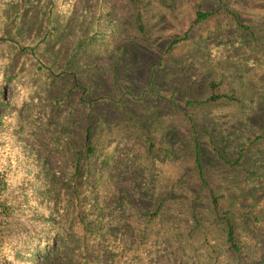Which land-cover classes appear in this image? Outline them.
I'll list each match as a JSON object with an SVG mask.
<instances>
[{
	"label": "rangeland",
	"instance_id": "rangeland-1",
	"mask_svg": "<svg viewBox=\"0 0 264 264\" xmlns=\"http://www.w3.org/2000/svg\"><path fill=\"white\" fill-rule=\"evenodd\" d=\"M49 1L0 0V38L33 44L47 31L36 57L66 72L42 91L36 60L0 40L16 85L35 80L8 152L30 246L19 264H264V0H57L55 17ZM196 10L210 14L194 23ZM211 90L225 97L206 101ZM18 94L5 85L7 101ZM211 195L233 212L237 252ZM99 212L104 227L119 218L117 248L82 226Z\"/></svg>",
	"mask_w": 264,
	"mask_h": 264
},
{
	"label": "trees",
	"instance_id": "trees-1",
	"mask_svg": "<svg viewBox=\"0 0 264 264\" xmlns=\"http://www.w3.org/2000/svg\"><path fill=\"white\" fill-rule=\"evenodd\" d=\"M56 1L57 0H50L48 4L45 6L46 14L48 16L57 13V10L53 11L55 5H58L56 4ZM61 1L62 3H67L64 2L63 0ZM59 6L60 8H63L64 5L59 4ZM209 14L210 12L196 10L194 23L206 19ZM57 15L58 14H55L54 17ZM47 35H48L47 31H44L43 35L39 38V40H37L38 42H35L33 44H24V45H21L18 41H15L13 38H9V37L0 38V40L12 41V43L15 42L16 43L15 45L17 46L16 49L18 50L17 52L21 53L24 51L26 52L28 51L30 56L34 60H36L37 64L35 66L34 73L37 74V72L40 71L38 77L39 79H42L43 82L42 91H44V89L46 88H49L50 85L60 82L63 79L62 76L66 74L65 71L54 72L50 68V66H46L38 57H36L34 51L41 44V42H43L46 39ZM176 41L178 40L177 39L171 40L167 48H169ZM9 64H10L9 57H4L3 59L0 58V106L3 107V109L0 110V264H19L20 263L19 258L22 251H24L25 253H30V246L28 247L25 246V244H27V239L25 234L26 232H28V230L26 229L27 226H25L23 219L22 220L20 219L21 217L16 211V208L13 206V204L10 203L11 199H10L9 190L11 186H13V183H17L16 176L14 175V167H16L17 164L9 156L8 152L15 143H18V139L16 138L15 135L18 134L20 130L22 131L25 129L22 127V124L20 122L21 119L19 113L22 104L28 102H33V103L35 102V97L33 96L35 90V88H33V82H35V80L33 79L29 80L28 84L25 87L16 85V81L13 77V74L12 73L10 74L8 72ZM67 74H69V71H67ZM5 85L10 86L12 88V95L16 92L19 93L17 95V98H20V102H18L17 105L7 101L6 98L4 97ZM209 87L211 89L213 88V86L210 85ZM221 97H225V96L213 93L211 90V93L206 98V101H215L217 99H220ZM59 100L60 99H55L53 103L47 104L44 107V112L45 113L51 112L52 106L56 103H59ZM92 100L94 99H89L88 104H90ZM29 115H31V113ZM36 119H37L36 116H34L32 120L35 128L40 127L44 121L49 119V116L47 115V118L44 117L42 119V122H39ZM49 121L51 124L52 120L50 119ZM12 122L14 123V125L12 124ZM62 138L65 139L63 135ZM88 141H89V126L87 125L84 129L83 147L84 149H86V152L89 153L91 152L92 149L87 148ZM194 146H195L194 147L195 169L197 171L201 184L204 185L205 181L202 177V168L199 161L197 144H195ZM23 183L25 184V182ZM22 191L24 190L21 189V192ZM119 200L122 201V199L120 198ZM126 202L127 200L124 201V203ZM211 203L213 205L215 216L219 218V220H221L224 225L227 248L229 250H232L233 252H237L238 251V245L236 241L237 235L235 232L234 224L230 217L231 216L230 214H232L233 212L230 210H226L222 214H219L217 210L216 198L213 195H211ZM89 208L95 209L96 207L93 204H90ZM105 208L110 210L111 213L116 211V209L113 206L112 207L105 206ZM71 209L72 207L69 205V209H66V211L71 212ZM147 214H148V218H154L156 216V212H152V211H149ZM88 215L93 216V218H91L89 221L85 220V217L87 215H85L84 217L80 216V219L82 221L81 222L82 226L86 229V231L90 233L99 244H102L105 247L111 246L117 248L118 247L117 239L119 238L117 232H119V230L115 232L113 225L118 223L119 218L113 217V219L109 221L107 226L104 227L103 221L101 222V220L98 218L100 217L102 220H104L105 216L103 215L102 212H99L97 214L91 213ZM128 215H130V213ZM131 215H135V214L132 213ZM47 231L52 232L53 230L49 229ZM54 231L55 232L53 234V237L56 241L60 239L61 241H65L68 244H71L70 240L73 238V236H71L72 234H70L69 231L59 230L58 232V229L57 230L55 229ZM36 241L40 242L42 241V239L39 240L36 239ZM45 241H48L49 245H51L53 242L52 236L47 237ZM70 246L75 247V245L72 244ZM84 248L85 246L83 244L80 249L81 254L85 251ZM112 253H114V251L110 252V254Z\"/></svg>",
	"mask_w": 264,
	"mask_h": 264
}]
</instances>
